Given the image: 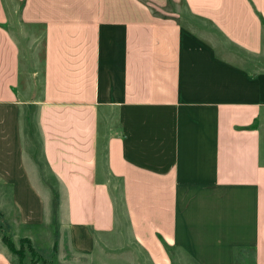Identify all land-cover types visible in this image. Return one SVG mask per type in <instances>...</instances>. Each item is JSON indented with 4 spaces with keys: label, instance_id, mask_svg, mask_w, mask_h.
<instances>
[{
    "label": "crops",
    "instance_id": "0c3cea01",
    "mask_svg": "<svg viewBox=\"0 0 264 264\" xmlns=\"http://www.w3.org/2000/svg\"><path fill=\"white\" fill-rule=\"evenodd\" d=\"M0 195L20 227L62 196L81 256L126 227L155 264H264V0H0Z\"/></svg>",
    "mask_w": 264,
    "mask_h": 264
},
{
    "label": "rangeland",
    "instance_id": "374dc122",
    "mask_svg": "<svg viewBox=\"0 0 264 264\" xmlns=\"http://www.w3.org/2000/svg\"><path fill=\"white\" fill-rule=\"evenodd\" d=\"M25 112L22 110L23 116L19 115V123L34 125V111L29 116ZM23 142L24 153L29 157L34 154L40 159L39 140L23 135ZM41 199L44 210L39 225L20 227L19 214L11 197L0 195V241L3 237L10 241L15 251L14 254L10 252L11 256L19 264H155L147 258L142 247L132 242L126 227L116 228L109 235L95 237L92 252L87 256L78 255L69 245L66 227L61 220L63 197L47 195ZM1 244L4 245L3 242ZM167 254V264H199L185 248H167ZM235 262L244 264L249 260Z\"/></svg>",
    "mask_w": 264,
    "mask_h": 264
},
{
    "label": "trees",
    "instance_id": "16d2710c",
    "mask_svg": "<svg viewBox=\"0 0 264 264\" xmlns=\"http://www.w3.org/2000/svg\"><path fill=\"white\" fill-rule=\"evenodd\" d=\"M2 242L4 243L5 247L11 252V253H15L12 244L10 243V241L8 239H6L5 237L2 238Z\"/></svg>",
    "mask_w": 264,
    "mask_h": 264
}]
</instances>
